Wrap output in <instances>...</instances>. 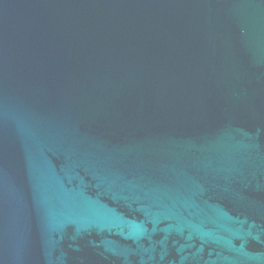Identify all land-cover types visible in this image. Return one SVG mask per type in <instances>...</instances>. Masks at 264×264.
I'll list each match as a JSON object with an SVG mask.
<instances>
[{
	"label": "water",
	"instance_id": "obj_1",
	"mask_svg": "<svg viewBox=\"0 0 264 264\" xmlns=\"http://www.w3.org/2000/svg\"><path fill=\"white\" fill-rule=\"evenodd\" d=\"M0 264H264V0H0Z\"/></svg>",
	"mask_w": 264,
	"mask_h": 264
}]
</instances>
